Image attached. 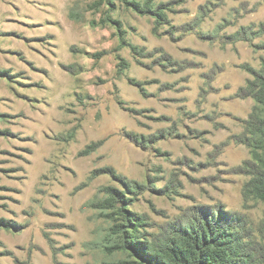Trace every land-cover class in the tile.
<instances>
[{
    "label": "rangeland",
    "instance_id": "1",
    "mask_svg": "<svg viewBox=\"0 0 264 264\" xmlns=\"http://www.w3.org/2000/svg\"><path fill=\"white\" fill-rule=\"evenodd\" d=\"M135 1L167 19L124 0H0V264H147L127 229L160 244L207 218L264 264L237 140L264 118L239 96L264 64V0Z\"/></svg>",
    "mask_w": 264,
    "mask_h": 264
},
{
    "label": "trees",
    "instance_id": "2",
    "mask_svg": "<svg viewBox=\"0 0 264 264\" xmlns=\"http://www.w3.org/2000/svg\"><path fill=\"white\" fill-rule=\"evenodd\" d=\"M124 2L139 13L155 14L158 23L160 20L167 19L160 8L155 11L148 3L142 6L135 0H124ZM260 32L264 34V23L260 26ZM247 34L248 30L242 28L235 37L240 35L246 37ZM122 42L123 46H130L135 55H143V49L128 44L126 41ZM128 66L126 61H122L120 65L122 68H128ZM253 76V79L247 81L246 86L240 88L239 96L253 98L256 103L255 110L262 108L264 112V64L261 70L253 72ZM245 124L247 130L243 136L237 137V140L252 149V161H246L245 167L255 168L252 171L253 178L245 187V193L264 201V166L257 165L263 162L261 157L264 154V118L257 112H253ZM112 203H116L113 195L102 202L104 208H113ZM127 230L124 232L126 237L123 239L125 248L132 247L136 255L147 264H252L244 259L241 261L242 255L236 241L231 236L228 227L224 226L220 220L214 222L207 218L197 226L192 225L189 228L179 229L175 238L161 240L160 244L141 241L136 233L128 237L129 231Z\"/></svg>",
    "mask_w": 264,
    "mask_h": 264
}]
</instances>
